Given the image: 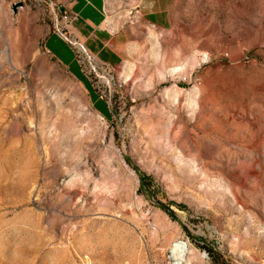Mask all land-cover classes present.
<instances>
[{"label": "rangeland", "instance_id": "1", "mask_svg": "<svg viewBox=\"0 0 264 264\" xmlns=\"http://www.w3.org/2000/svg\"><path fill=\"white\" fill-rule=\"evenodd\" d=\"M102 1L0 0V264H264V0Z\"/></svg>", "mask_w": 264, "mask_h": 264}, {"label": "crops", "instance_id": "2", "mask_svg": "<svg viewBox=\"0 0 264 264\" xmlns=\"http://www.w3.org/2000/svg\"><path fill=\"white\" fill-rule=\"evenodd\" d=\"M60 7L75 14L72 21L67 24L68 34L86 46L90 51L96 52L97 44L105 39L106 30L110 29L102 15V0H54ZM111 45V39H105ZM113 43V42H112Z\"/></svg>", "mask_w": 264, "mask_h": 264}, {"label": "built area", "instance_id": "3", "mask_svg": "<svg viewBox=\"0 0 264 264\" xmlns=\"http://www.w3.org/2000/svg\"><path fill=\"white\" fill-rule=\"evenodd\" d=\"M68 13L63 10L60 18L66 22L68 21ZM65 37V36H64ZM80 48L82 51L85 52V48L79 44ZM223 57H228V53L222 52ZM244 59H247V56L244 54L243 55ZM171 82L174 85H180V84H199L200 83V78L197 75H191V74H182L175 76L171 79ZM189 243L187 237L183 238H176L175 240L171 241L169 247L166 249V252L164 254L163 260L164 264H189L187 260V251H185V244ZM202 242H199L201 244ZM199 256L201 259L209 264V259H210V253L208 250H206L204 247L199 248Z\"/></svg>", "mask_w": 264, "mask_h": 264}, {"label": "bare ground", "instance_id": "4", "mask_svg": "<svg viewBox=\"0 0 264 264\" xmlns=\"http://www.w3.org/2000/svg\"><path fill=\"white\" fill-rule=\"evenodd\" d=\"M243 218L244 211L242 207L238 212V217L233 220V225H231V228L235 231V233H237V236L239 237V244L241 245L242 249L247 250L250 249V244L253 240V233L255 232V228L258 226H256L255 224H247L243 229H241V226L243 224ZM185 251L189 253L187 255V260L188 262H190V258L193 257V249L191 248V246H187V244H185Z\"/></svg>", "mask_w": 264, "mask_h": 264}, {"label": "trees", "instance_id": "5", "mask_svg": "<svg viewBox=\"0 0 264 264\" xmlns=\"http://www.w3.org/2000/svg\"><path fill=\"white\" fill-rule=\"evenodd\" d=\"M166 212H171V210L168 207H162Z\"/></svg>", "mask_w": 264, "mask_h": 264}]
</instances>
